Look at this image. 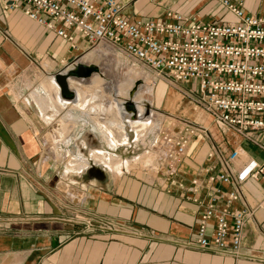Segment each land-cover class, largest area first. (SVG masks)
Here are the masks:
<instances>
[{
	"label": "crops",
	"instance_id": "1",
	"mask_svg": "<svg viewBox=\"0 0 264 264\" xmlns=\"http://www.w3.org/2000/svg\"><path fill=\"white\" fill-rule=\"evenodd\" d=\"M117 1L131 22L166 21L169 12L188 23L235 21L216 0ZM229 1L245 15L264 19V0ZM24 10L23 5L5 12L0 4V264H264V208L258 207L264 196L262 180L248 179L241 187L253 213L243 228L238 256L195 246L209 195L229 189L210 177L217 176L233 150L264 166V130L248 132L249 138L243 139L215 124L200 108L168 107L174 116L208 131L207 138L191 141L192 148L169 177L157 159L145 167L134 162L145 152L120 161L113 153L120 146L110 149L109 136L91 117L65 108L63 122L74 126L68 139L78 142L73 147L88 157L89 165L80 172L57 168L36 133V124H46L31 98L34 93L46 98L42 77L72 68L90 44L74 33L72 41L55 36ZM34 67L41 69L39 88L28 93L25 79ZM89 119L94 125L86 131V124H93ZM102 150L117 157L115 166L92 162L90 155ZM193 179L201 186L196 192L191 189ZM212 229L206 226V238H211Z\"/></svg>",
	"mask_w": 264,
	"mask_h": 264
},
{
	"label": "built area",
	"instance_id": "2",
	"mask_svg": "<svg viewBox=\"0 0 264 264\" xmlns=\"http://www.w3.org/2000/svg\"><path fill=\"white\" fill-rule=\"evenodd\" d=\"M235 17L233 22H192L178 13L166 21L131 22L117 0H0L5 12L21 9L29 19L54 31L55 36L73 40L72 33L90 46L104 43L123 53L198 105L216 124L233 130L243 139L248 132L264 130V19L245 15L229 0H216ZM196 85L197 93L181 86ZM173 128L159 131L158 162L167 176L174 177L191 141L207 138L202 125L173 117ZM212 153L209 154L211 158ZM262 180L264 166L243 159L233 150L217 176L210 177L228 190L209 195L201 213L195 246L201 250L238 256L243 228L252 215L244 201L242 184ZM191 181L194 192L200 188ZM239 203L241 207H236ZM264 208V196L258 206ZM212 225V236L205 228Z\"/></svg>",
	"mask_w": 264,
	"mask_h": 264
},
{
	"label": "bare ground",
	"instance_id": "3",
	"mask_svg": "<svg viewBox=\"0 0 264 264\" xmlns=\"http://www.w3.org/2000/svg\"><path fill=\"white\" fill-rule=\"evenodd\" d=\"M113 52L114 50L109 48L106 44L101 43L100 45H98L97 51L87 53L83 58L78 60L77 63L96 66L98 68V71L93 72L89 77L85 79L70 77L67 80L69 90L74 91H72L74 93L73 99H67L62 96V94L60 93V87L57 81L54 79V76H52L51 78L42 77V82L40 84L41 89L48 94V98L41 97V95L39 96L35 93L33 95L31 94V99H33L34 104L37 105L42 114L41 121L44 122L47 126L53 125V127H51V129L46 134L47 138L42 139V147L46 152H52L51 154L55 159V163L62 158L67 159V162L65 164L67 172H80L86 169L89 164L88 160L82 157L80 154H75L71 151L64 152L61 149L62 142H65L66 144L70 142L68 139V134L66 135V133L72 130L73 122H63V118L61 117L59 120H55V123H52L51 120L59 115V112H63L65 108H67L69 111H79L83 116L87 115L91 117V119L95 121L100 131L109 136L108 147L113 150H115L118 146H130V132L135 136L133 142H140L143 146L146 145L145 138L147 134H149V132L151 133L153 131L155 133L158 132L159 134L158 128H160V126L159 123H157L154 119V114H151L146 120H143L142 118L144 108L139 105V103L144 99L148 101L150 100L148 97L149 94H147L148 79L144 78L143 84L136 90L138 92L135 96V99L133 100V103L131 102V104L134 105V111L127 110L125 105L126 102H119L116 99H111L110 101L108 100V95L105 92V88L108 85L105 84L106 79L101 74L104 71L100 73L103 68L98 62L103 57L113 54ZM131 83L123 84L118 88V90H116V93L118 95H122L123 97H129L130 90H132V88L134 87ZM157 90V98L159 99L163 96L165 90L162 85H159L157 87ZM179 99L180 98H178L177 94L173 91L169 93L167 104L170 110L175 107H178L181 110H186V108L190 106L188 105L189 103H185ZM94 103H98L99 106L97 108L96 115L90 114L86 111L87 106ZM48 107L49 109H51L50 113H47L48 111L46 112V110H49ZM170 120H173V118ZM155 127L157 129H155ZM158 146L159 142L155 145V147L150 146L151 152L147 151L143 155H139L134 159V162L142 167L153 165L155 163V159L157 158L158 161L160 157ZM90 158L96 164H106L109 166H115L118 161L117 157L104 150L93 152L90 155Z\"/></svg>",
	"mask_w": 264,
	"mask_h": 264
},
{
	"label": "rangeland",
	"instance_id": "4",
	"mask_svg": "<svg viewBox=\"0 0 264 264\" xmlns=\"http://www.w3.org/2000/svg\"><path fill=\"white\" fill-rule=\"evenodd\" d=\"M100 44L98 43L95 46H89L88 50L86 52H84V54L97 51L98 45H100ZM111 49L114 50L113 54L103 57L98 62V63H100L101 67L103 68L102 71H100V73L104 71L101 74L106 79L105 84L108 85L105 88V92L108 95V100L109 101L111 99H116L119 102H126L125 103L126 106L129 105V103H131V102L133 103V100L135 99V96H136V94L138 92L136 90L138 89V87H140L143 84L144 78H146V79H148V85H147V90H148L147 92L148 93L147 94H149L148 97H149L150 100L148 101V100L144 99L142 101L143 103L142 102L139 103V105H141V107L144 108L143 118L142 119L146 120V118H148L151 114H154V116H155L154 119L156 120L157 123H159V126H160V128H158V131H161L163 129H172L173 128V123H175V121L170 120V119H172L173 117H180V116H174L176 114H174V113H172V111L168 110L167 95L171 91H173L174 93L177 94V97L180 98L179 100H182L185 103L186 102L189 103L192 107H194L195 109H198L201 112V110L199 109L198 105L193 103L188 97H186L185 95H183L182 93H180L179 91L174 89L173 87H170L164 79H162L159 76L155 75V73L152 70H150L149 68L143 67L141 65H137L136 63L132 62L128 57H126L120 51H117L114 48H111ZM84 54L81 55L79 58L84 56ZM62 71H58V72H62ZM40 72H41V69L39 67H34L33 71L29 75L26 76L25 87L27 89H29L28 93L32 92L33 90H37L39 88V86H38L39 85L38 77L41 74ZM52 75H54V74H52ZM125 81H127V82H125ZM28 82H29V85H27ZM125 83L126 84L131 83L134 86L132 88V90H130V96L129 97H126V96L123 97L122 95H118L116 93L117 92L116 90H118V88L120 86H122L123 84H125ZM159 85H162L164 87L165 93L163 94L162 97H160L158 99L157 98V91H158L157 87ZM111 89L113 90V92H112ZM187 89H189V91L192 92V93H197V91H198V88H197L196 85L187 87ZM187 89H184V91H187ZM89 90H91V89H89ZM25 97H23V98H25ZM46 98H48L47 95H46ZM90 105L87 106V110L86 111L89 112L90 114L93 112V115H96L97 114V108L99 107L98 103H94V104H90ZM66 113L67 112H65L64 114H66ZM58 114L59 115H57L55 118H53L51 120L53 123H55L57 120H59L60 117L63 118V112H59ZM34 115H35V117H38V115L36 113H34ZM130 115H132V114H130ZM68 116L72 117V116H74V114L68 115ZM34 119L35 118L33 117L32 120H34ZM173 119H175V118H173ZM89 120L92 121L91 119H89ZM37 121H39V118H38ZM92 125H94V122L91 125H87L86 124L87 128L85 130L87 131L88 129H91L93 127ZM51 127H53V125L47 126V125H41L40 123H39V125L36 124V133L38 134L40 142H43V140L41 141V139H44V138L46 139L47 138L46 134L51 129ZM73 127H72V129H73ZM155 129H157V128L155 127ZM71 131H68V133H66V135L69 134ZM129 134H130V138H131L130 146H123V147L120 146V147L117 148L118 150L116 149L113 152L114 154L117 155V157H118V159L120 161L121 160H123V161L124 160H129L133 156H137L139 154H142L143 152H147L145 150H149L150 146L151 147L152 146L155 147V145L158 144V142H159V134H158V132L155 133V132L152 131L151 133L149 132V134H147V136L145 138V143H146L145 146H143L140 142L139 143H134L133 142L134 139H135L134 134H132L131 132ZM89 138H90L89 143L91 145H94L93 143H95V140L92 138V136H90ZM77 143H78L77 141H73L72 143L69 142V143H67L69 145L71 144V147H69V145H67L65 142H62L61 143V149L64 152L71 151L72 153L79 154L78 153L79 151H77L73 147V145H76ZM104 144H103V146H106ZM97 148L98 147H95L94 149H97ZM43 151H45L44 148H43ZM51 153H52L51 151H47L46 152V154L48 155V158L50 157L49 158L50 159L49 160L50 163L55 165V166H57V168H60V167L61 168H65L66 167L65 164L67 162V159H65V158L63 159L62 158L61 160H59L58 162L55 163V159L53 158V155ZM86 159H88V157ZM92 165H94L93 168H92V170H94L95 169L94 167H96V166H95V164H92ZM65 171H66V168H65Z\"/></svg>",
	"mask_w": 264,
	"mask_h": 264
},
{
	"label": "water",
	"instance_id": "5",
	"mask_svg": "<svg viewBox=\"0 0 264 264\" xmlns=\"http://www.w3.org/2000/svg\"><path fill=\"white\" fill-rule=\"evenodd\" d=\"M98 68L94 65H87V64H81L76 63L73 68H70V70H67L65 73L63 72H57L54 74V79L57 81L59 87H60V93L63 97L67 99H73L74 93L69 90L67 80L70 77L78 78V79H85L89 77L93 72H97ZM127 109L134 111V105L129 103V105L126 106Z\"/></svg>",
	"mask_w": 264,
	"mask_h": 264
}]
</instances>
